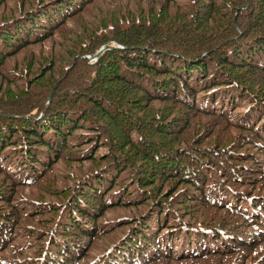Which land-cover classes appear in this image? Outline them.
Instances as JSON below:
<instances>
[{"label": "trees", "instance_id": "1", "mask_svg": "<svg viewBox=\"0 0 264 264\" xmlns=\"http://www.w3.org/2000/svg\"><path fill=\"white\" fill-rule=\"evenodd\" d=\"M0 264H264V0H0Z\"/></svg>", "mask_w": 264, "mask_h": 264}, {"label": "water", "instance_id": "2", "mask_svg": "<svg viewBox=\"0 0 264 264\" xmlns=\"http://www.w3.org/2000/svg\"><path fill=\"white\" fill-rule=\"evenodd\" d=\"M102 52H103V50L99 51V52H98V55H100Z\"/></svg>", "mask_w": 264, "mask_h": 264}, {"label": "rangeland", "instance_id": "3", "mask_svg": "<svg viewBox=\"0 0 264 264\" xmlns=\"http://www.w3.org/2000/svg\"><path fill=\"white\" fill-rule=\"evenodd\" d=\"M117 217H120V216H117Z\"/></svg>", "mask_w": 264, "mask_h": 264}]
</instances>
